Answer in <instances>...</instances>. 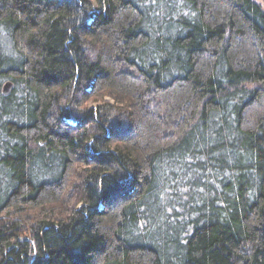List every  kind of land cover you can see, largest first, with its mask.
<instances>
[{"label":"trees","instance_id":"obj_1","mask_svg":"<svg viewBox=\"0 0 264 264\" xmlns=\"http://www.w3.org/2000/svg\"><path fill=\"white\" fill-rule=\"evenodd\" d=\"M0 264H264L263 6L0 0Z\"/></svg>","mask_w":264,"mask_h":264},{"label":"rangeland","instance_id":"obj_2","mask_svg":"<svg viewBox=\"0 0 264 264\" xmlns=\"http://www.w3.org/2000/svg\"><path fill=\"white\" fill-rule=\"evenodd\" d=\"M254 1L258 4H261L264 8V4H263L262 0H254ZM107 100L111 102L110 99H107ZM97 103H98V101H96V102L89 101L86 103V108L94 107V106H96ZM38 210H39L38 208H28L27 214L29 215V218H30V220L28 222H30L32 220L33 216L35 219H38L40 217V216L37 217ZM21 238L29 239V234L27 232H24L23 234H21Z\"/></svg>","mask_w":264,"mask_h":264},{"label":"water","instance_id":"obj_3","mask_svg":"<svg viewBox=\"0 0 264 264\" xmlns=\"http://www.w3.org/2000/svg\"><path fill=\"white\" fill-rule=\"evenodd\" d=\"M12 89H13V83L11 81H7L3 84L1 91L3 95L7 96L11 93Z\"/></svg>","mask_w":264,"mask_h":264}]
</instances>
